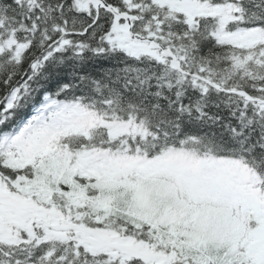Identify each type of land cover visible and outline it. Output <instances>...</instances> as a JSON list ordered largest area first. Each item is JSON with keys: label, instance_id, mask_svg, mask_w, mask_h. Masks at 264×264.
<instances>
[{"label": "snow or ice", "instance_id": "snow-or-ice-1", "mask_svg": "<svg viewBox=\"0 0 264 264\" xmlns=\"http://www.w3.org/2000/svg\"><path fill=\"white\" fill-rule=\"evenodd\" d=\"M0 264H264V0H0Z\"/></svg>", "mask_w": 264, "mask_h": 264}]
</instances>
